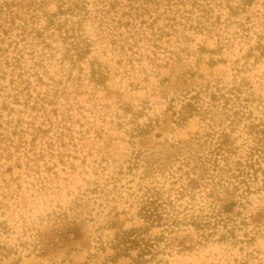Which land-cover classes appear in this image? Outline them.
Instances as JSON below:
<instances>
[{
	"label": "rangeland",
	"instance_id": "obj_1",
	"mask_svg": "<svg viewBox=\"0 0 264 264\" xmlns=\"http://www.w3.org/2000/svg\"><path fill=\"white\" fill-rule=\"evenodd\" d=\"M110 1L0 0V264H264V0Z\"/></svg>",
	"mask_w": 264,
	"mask_h": 264
},
{
	"label": "trees",
	"instance_id": "obj_2",
	"mask_svg": "<svg viewBox=\"0 0 264 264\" xmlns=\"http://www.w3.org/2000/svg\"><path fill=\"white\" fill-rule=\"evenodd\" d=\"M107 1V0H102ZM179 2H184L185 0H128V5H125L123 9L121 10H115V13L112 14L113 11H111L113 8H115V5L120 3V0H114V2H108L107 9H101L104 12L103 18H108L109 20H105V25L109 29V33L111 35L113 43H117L120 40H122L121 36H123L124 32L122 31V28H126L127 32L129 34H134L137 32V25L144 24L145 23V16H151L150 12L152 11V7L150 6L151 3H153V14L155 13L156 10L160 9L162 5L165 6V10L167 11V19L171 21H176L177 20V15H180L179 13V8H174L175 5H179ZM190 3L192 6L197 5L201 6L200 3H198L197 0H191ZM8 5V3L6 4ZM78 10L81 9L79 7L80 5L77 4L75 5ZM106 6V5H104ZM3 6L0 7V12L2 11ZM178 7V6H177ZM105 8V7H104ZM99 9V7L97 8ZM183 12H187V10H182ZM157 12V11H156ZM157 14L160 16L161 13L157 12ZM107 15V16H106ZM154 16V15H153ZM158 17V16H157ZM153 17V20L155 18ZM188 19V17H187ZM139 20V21H138ZM154 22V21H153ZM118 44V43H117ZM75 49L77 50V55L79 58H82L85 53H87L88 47H84L81 45H74ZM194 99H199V97H195ZM190 108H193V110L196 108L194 104L189 103L187 105ZM190 111L187 112H181L180 113V119L184 120V118L189 114ZM136 231H132V234H129L127 236H123L121 243L123 244L124 247H128V244L132 245H138L141 241L136 239V237L133 238V236L136 234ZM148 245V244H146ZM125 250V249H124Z\"/></svg>",
	"mask_w": 264,
	"mask_h": 264
}]
</instances>
